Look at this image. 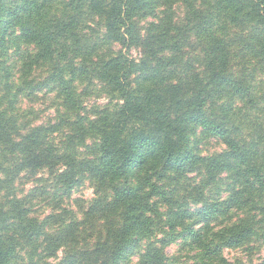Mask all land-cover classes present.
Returning a JSON list of instances; mask_svg holds the SVG:
<instances>
[{
    "label": "trees",
    "instance_id": "1",
    "mask_svg": "<svg viewBox=\"0 0 264 264\" xmlns=\"http://www.w3.org/2000/svg\"><path fill=\"white\" fill-rule=\"evenodd\" d=\"M168 2L188 4L191 9L197 0ZM199 2H211L212 7L187 15L183 11L180 15L181 8H177L180 12L177 9L169 11L158 23L155 9L161 0H72L69 7L87 8L89 16L79 12L57 34L66 41L60 59H64L68 51L72 52L69 67L66 69L57 63L47 69L44 81L29 85L26 80L15 93L10 79L5 84L12 99L7 108L0 107V172L11 180L0 181V190L6 183L20 178L19 173L25 169L32 178L46 172L53 182L51 190L35 187L28 191L25 199L31 201L41 197L55 211L60 204L71 201L74 193L89 182L95 191L94 198L87 203L89 208L85 215L103 216L123 202L139 201L142 188H133L131 177L149 160L156 163L163 160L157 180L165 184L154 186L148 199L155 196L169 202L175 192L168 188L175 179L169 173L191 170L198 164L221 171L235 170L248 190L264 191V160L258 159L264 156V138L239 146L229 143L231 150L217 159L204 160L199 156L202 141L227 140L239 132L229 124L227 116L237 100H247L246 119H258L264 114V96H257L264 90V0ZM39 3L40 0H0V56H5L11 47L17 54H21L22 48H33L34 55L28 54L29 73L33 67H45L53 54L44 40H40L37 48L33 47V42L40 39L31 22L39 10ZM245 9L250 11L245 13ZM97 16L100 19L94 20ZM221 19L238 30L225 32L224 39L216 38ZM92 23L95 28L90 27ZM100 29L106 33L105 42L116 45L112 61L105 65L107 74L99 78L108 103L87 115L84 99L94 84L89 79L88 65L76 66L73 61L76 57L88 58L96 50L99 45L88 33L95 34ZM132 51H138L140 58H133ZM126 68L135 73L130 83L137 85H155L175 75H180L182 82L176 88L155 93L151 90L130 92L122 89L120 82V73ZM66 72L70 77L67 81ZM78 82L84 85L79 91ZM26 90L57 91L58 96L64 97L60 108L67 111L61 115L58 110L56 119L46 123L22 122L16 109V115L13 110L18 96L24 95ZM225 95L231 99L219 106L221 115L216 116L211 108L205 107L213 97ZM118 99L123 103L117 110L110 111L116 108ZM212 107H215L214 101ZM70 114H74L75 119H71ZM120 177L124 179L113 187L114 195L109 202V194L101 195L100 190ZM38 181L46 182L42 178ZM149 210L144 204L141 211L139 203L129 209L138 214L125 216L113 245L111 264H132L133 258H137L139 264H172L168 255L170 247L175 245L183 249L189 238L193 243L200 238L203 229L196 231L194 223L180 236L164 233L163 239L146 243L143 233L152 234L144 219V212ZM12 211L14 216L0 206V264L24 262L25 254L31 255L25 252L26 247L41 241L48 242L45 253L54 260L55 241L41 226L35 221L27 226L13 223V219L39 215L36 206L22 208L17 204ZM214 212L212 206L198 209L180 205L171 214L168 227H174L173 220L194 217L201 218L197 223L202 220L206 226ZM64 215L74 216L75 213L65 210ZM56 219L59 218H53ZM77 227L75 222L70 225L64 232L65 237L73 236ZM9 231L16 235L7 236ZM159 231L163 233L162 228ZM133 232H140V235L125 238ZM109 238L112 239L113 234ZM245 243L250 244L245 252H260L264 236L247 229L237 237L223 240L208 252V256H219L226 249H235ZM91 255L95 254L82 251L66 255L63 264H88ZM103 264H108V260ZM236 264L242 262L237 260ZM256 264H264V257Z\"/></svg>",
    "mask_w": 264,
    "mask_h": 264
},
{
    "label": "clouds",
    "instance_id": "2",
    "mask_svg": "<svg viewBox=\"0 0 264 264\" xmlns=\"http://www.w3.org/2000/svg\"><path fill=\"white\" fill-rule=\"evenodd\" d=\"M72 0H40L38 5V12L32 17V25L37 33L39 40L33 42V47L37 48L40 40H44L45 44L52 50L51 60L45 62V71L50 69L53 65L59 64L66 69L69 67V60H73L71 51H68L64 59H60V53L65 51L66 41L62 36H58V32L63 25L69 23L73 16L79 12H83L84 16H89L87 8L76 9L74 6L69 7ZM212 7L211 2L204 4L199 0L189 9L188 4L176 5L170 4L168 0H161L159 6L155 9L158 19H163L165 14L169 11H175L177 8L187 15L190 12H200ZM264 7V6H262ZM250 9H245V13ZM241 16L244 13L240 14ZM94 20L100 18L94 17ZM95 28V23L90 25ZM233 25L227 20L221 19L216 32V38L224 39L225 32L237 31ZM123 34V29H121ZM93 41L98 43L96 50L88 57H76L73 61L76 66L82 63L88 65L89 79L94 85L100 84V77L107 74L105 65L109 64L113 59V49L116 47L111 41L105 42L106 33L103 29L95 32H89ZM125 39H127L125 37ZM38 50V49H37ZM30 79V77H29ZM70 79L66 72L65 80ZM135 79V73L131 68H126L120 73V82L122 89L130 92H141L151 90L152 92H159L176 88L181 85L180 75L169 76L162 82H157L155 85H137L130 83ZM84 85L77 84V91L83 88ZM103 87V85H101ZM99 87H94L93 91H99ZM110 90V89H108ZM119 97V93H116ZM257 96H264V90L257 93ZM231 99L230 96L225 95L221 98H212L206 108H211L214 115L219 116V106L227 103ZM49 100L54 102L52 110L56 111L57 107L64 102L63 96H58L57 91H53ZM214 101L215 107H212ZM123 103L117 100L116 108L110 109L115 111ZM246 105L247 100H237L235 107L231 113H228L229 124L239 129L235 135L229 136L227 140L217 138L215 140H204L200 144L199 156L204 160L217 159L223 155L224 152L230 151L229 143L235 145H242L245 143H252L258 138H264V114H260L258 119H246ZM60 114L63 115L67 110L60 108ZM71 119H75L74 114H70ZM93 120L97 117H92ZM59 135V133H57ZM189 139L195 140L196 137ZM208 145L215 147L209 148ZM217 147L220 150H217ZM264 160V156L261 158ZM253 164L256 161L252 162ZM245 165L244 167H248ZM7 167V165H6ZM163 167V160L156 163L149 160L145 166L131 177V186L133 188H142L140 192V200H129L123 202L109 211L105 212L103 216H86L88 213V204H84L82 208H77L70 202L60 204L55 211L52 210V205L45 204L43 200L28 201L25 198L28 192H21L20 181L17 178L11 183H6L3 190H0V206L5 212L14 216L12 211L13 206L19 204L20 207L26 208L32 206H44V210L40 215L21 217L19 220L13 219V223H20L27 226L30 222L35 221L37 225L43 228L44 233L55 241L56 257L49 258L45 253V248L48 247L47 241H41L37 244L26 247L25 252L31 255L24 256L23 264H63L66 255H72L77 252L87 251L94 253L91 255L88 264H103L104 260H108L111 264V254L115 239L118 238V229L124 222L126 215H137L138 213L129 212V209L134 205L140 204V210L143 211V205L147 204L149 211L144 212V219L148 222L146 227L150 228L151 235L147 232L143 233V239L146 243H151L164 238V233L171 235H182L191 225L196 223V231L201 232L200 238L193 243L189 238L187 246L183 247L181 251H176V246H172L169 250V256H175L176 264H236L240 260L242 264H247V253L245 249L250 247V244L245 243L241 247L235 249H226L219 256H208V252L221 244L223 240L239 236L247 229H253L258 236H264V191H250L243 179L235 174V170H217L209 168L207 164H198L191 170L185 169L182 172H171L169 175L175 179L168 185L169 189H175L169 202L153 196L148 197L153 192L154 186L158 184L163 185L165 181L157 180V174ZM64 169L61 168V171ZM28 169L21 171L19 177L28 175ZM123 177L117 180L109 181L100 190V194L104 192L109 194V202H111L113 187L123 181ZM11 177L0 172V181H10ZM32 184L29 182V187ZM95 191V189H93ZM180 205H186L189 208L203 209L206 206H212L215 209L212 217L205 223L201 220L197 223V219L201 218H184L183 220H173V228H169V221L171 214L175 213ZM65 210L75 213V215H64ZM54 217L59 219L53 220ZM47 221V222H46ZM76 223L78 227L73 236L65 237L64 232L70 225ZM163 229V233L159 229ZM110 234L113 238L110 239ZM7 236H15L16 234L9 231ZM140 235V232L130 233L126 239H133ZM183 243V242H181ZM259 255L264 257V248L259 252ZM132 264H139L137 258H133ZM253 264H256L255 258Z\"/></svg>",
    "mask_w": 264,
    "mask_h": 264
},
{
    "label": "rangeland",
    "instance_id": "3",
    "mask_svg": "<svg viewBox=\"0 0 264 264\" xmlns=\"http://www.w3.org/2000/svg\"><path fill=\"white\" fill-rule=\"evenodd\" d=\"M178 10V9H177ZM180 12V10H178ZM182 14V10L180 15ZM120 49V47H118ZM18 52H14V49L11 47L5 56H0V107L2 109L7 108L9 104L10 95L7 94L5 89V84L7 80L10 79V83L12 85V92L15 93L16 89L19 87H23V82L28 81L29 85H36L42 81H44L45 77L47 76V71H45V67L37 66L33 67L31 73H29L28 63L30 61L28 54L34 55L33 48L30 50L26 48H22L21 54H17ZM21 56V57H20ZM131 56L135 59L140 58V54L138 51H132ZM27 58V59H26ZM8 74V78L5 75ZM30 77V79H29ZM94 87H99V91H93ZM88 94L85 96L84 99V106H85V113L90 115L93 111H95L99 107H103L108 103V97L105 93L102 92V87L100 84L91 86L88 90ZM51 93H47L46 90L43 91H30L26 90L24 95L18 96V102L14 106L13 112L16 115L15 109L18 113V116L22 122L27 123H46L49 120L56 119V115L58 110L60 109V105L57 107L56 111L52 110L54 102L49 100ZM5 97V98H2ZM215 140V139H210ZM90 144V143H89ZM209 148L215 147L214 145H208ZM219 151L220 148L217 147ZM38 178L44 179L46 182H39ZM20 188L21 192H28L29 190L39 187L45 189L47 191L51 190L52 187V180L46 172L40 173L36 178H32L29 175L25 177H20ZM29 182H31L32 186L29 187ZM94 198V190L89 182L85 183L84 186L76 191L73 195V198L70 202L74 204L77 208L79 206H83L87 204ZM39 200H43V198L38 197ZM37 200V199H36ZM75 200H78L75 203ZM45 201V200H43ZM47 205V203L45 202ZM36 210L38 211L39 215L44 210V206L37 207ZM175 246V245H174ZM170 247L168 249H171ZM264 248V247H262ZM182 248L180 246H176V251H180ZM247 253V264L253 263V259L255 258V262L257 263L262 256L259 255V251L255 252L254 254ZM172 264H176L175 256H171ZM18 264H23V262H19Z\"/></svg>",
    "mask_w": 264,
    "mask_h": 264
}]
</instances>
